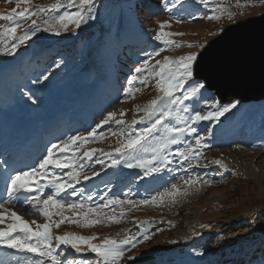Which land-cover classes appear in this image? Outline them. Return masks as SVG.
<instances>
[{
	"label": "rangeland",
	"instance_id": "obj_1",
	"mask_svg": "<svg viewBox=\"0 0 264 264\" xmlns=\"http://www.w3.org/2000/svg\"><path fill=\"white\" fill-rule=\"evenodd\" d=\"M81 2L82 0H76L77 5ZM55 4L61 6L46 15L31 17L17 29L19 37L35 27L32 20H36L40 28L30 40L17 49L15 55L8 56L3 53L6 51L5 46L10 47L16 40L7 35H0V95L6 91L4 80L7 72L11 76L10 79L12 78L11 84L16 89L25 82L27 88L36 86L45 91L51 86L53 91L60 83L66 84L76 78L83 80L87 74L89 77L93 72L86 73L85 64L94 55L100 54L104 59L106 53L114 55L118 64L132 69L143 62L146 53H152L162 47L164 50L152 59V64L157 60L163 61L165 57L179 59L191 53L198 55L206 43L213 40L224 27L244 22L247 18L264 15V0H92L91 12L87 7L84 12L95 18L88 19L79 29L70 25L68 30L62 31L60 35L43 31L48 26L45 21L51 22L50 18L54 21L65 13H75L78 7L71 6V0H31L30 4L20 3V0H0V15L35 6L52 8ZM229 12L234 15L233 19L228 18ZM216 15H221L222 18L210 19ZM10 23L0 21V33H5ZM162 23L169 24L170 27L161 29ZM135 30L140 32L138 38L141 41L137 55L129 51L124 52L128 49L127 37ZM160 31L171 34L183 33L170 35L166 39L173 40L176 44L196 47L163 46L154 38V34ZM55 53L56 55L52 56ZM18 60L28 65V73L22 72ZM93 62L91 64H95ZM112 71L116 75V82L119 81L118 75L123 72L119 68ZM43 75H47L48 79H41ZM149 76L147 72L140 76L145 78L147 83L139 91H135L128 100L125 98L117 102L116 99L120 95L114 94L111 101L115 100V105L101 109V120L97 125L110 112L116 113V117L109 122L108 130L101 132L102 127H97V138L89 137L93 144L86 151H94L97 161L95 168L106 164L109 155L127 142L129 132L134 136L151 126V122H147L146 119L143 123L133 124L134 120L139 121L145 116V113L138 112L137 108L143 109L162 95L156 88L157 78ZM36 80L40 82L34 83ZM193 81L202 82L195 79L193 73L185 88ZM75 82L76 85L78 80ZM33 93L34 97L31 96L37 104L35 108L40 112L44 109V102L40 104L37 93L35 91ZM124 93L126 94V90ZM202 93L203 99L201 100L200 96L196 99L200 101L198 107L205 111L212 110L209 101L214 100L219 105L236 102L233 100L222 102L206 87ZM50 94L48 93L47 97ZM183 94L179 92L177 96ZM121 95L124 96L123 93ZM184 104L191 106L193 101L185 100ZM173 107L179 109L182 106L177 104ZM237 110L238 117L234 122L222 124L220 118L219 122L204 121L193 125L200 134L205 135L209 145L199 155L201 165L207 164L208 167H196L194 163L193 166H189L188 162L182 161L181 157L176 155V149L181 146L170 145L164 154L168 155L173 163L150 175H146L145 169H141L126 186L129 195L124 200L151 201L153 197L169 190L172 184H176L182 192L187 189L189 195L177 196L174 201L170 197H165L163 202L156 201L148 205L125 204L122 207L114 205L110 212L102 214V222L94 227L65 222L59 228L53 227V235L72 233L84 237L95 236L97 237L93 241L95 244L102 243L104 238L119 241L128 238V233L138 237L139 223L147 220L153 227L149 233L151 238L138 243L131 251H126L119 264H264V229L260 234L253 233L251 222L244 220L247 214L255 210V213L258 212L256 216L264 223V150L256 147L258 143L252 142L255 139V127L264 117V103H243ZM179 116L182 119L177 118V114L174 113L164 121L161 129L168 125L182 126V120H187V114L179 113ZM116 120H123L125 123L118 125ZM247 128L248 134L237 133L238 130L246 131ZM88 132L82 135L87 136ZM159 135L153 133L157 139L150 138L152 147L142 154L143 158H151L152 149L159 144ZM181 139L189 141L192 137L185 135ZM183 147H187V143ZM118 160L123 163V169L118 173L127 175L131 173L125 158L121 157ZM215 160L222 161L224 167L212 163ZM189 178L193 180L198 178L200 182L188 188L183 184V180ZM205 180L209 183H204ZM207 208L213 211L209 212ZM16 210L12 205L2 204L0 215L4 217L7 215L5 219L7 221L0 223V228H7L13 222L10 213L17 212ZM60 211H63L64 217L77 219L71 211L66 209ZM121 212L124 215L119 223L109 221V216H120ZM25 214L22 213L21 216ZM79 219L82 221L83 217ZM90 219L96 217L90 215ZM30 220L38 224L45 223L36 217H31ZM60 220L61 217L58 216L53 222ZM201 222L204 224L210 222L213 230L209 237L196 241L198 234L195 230ZM32 227L35 228V224ZM131 257L134 259H130ZM60 258L61 262L67 258L74 259L75 264H78L82 258L97 257L86 246H82L81 253H76L68 246Z\"/></svg>",
	"mask_w": 264,
	"mask_h": 264
},
{
	"label": "snow or ice",
	"instance_id": "obj_2",
	"mask_svg": "<svg viewBox=\"0 0 264 264\" xmlns=\"http://www.w3.org/2000/svg\"><path fill=\"white\" fill-rule=\"evenodd\" d=\"M20 3L30 4L31 0H20ZM60 4H55L52 8H45L43 6H35L33 8H25L23 11H13L8 15H0V21L11 22L5 33L0 35H7L12 39L16 40L15 43L11 44L10 47L7 45L4 55L13 56L16 54L17 49L25 44L32 38L37 31L40 30L36 20H32V24L35 26L23 35L17 37V29L22 26L24 22L33 16L46 15L54 8H59ZM71 6H77L78 10L75 13H65L58 16L54 21H45L47 27L43 31H51L55 35H60L61 32H66L70 25H74L75 28L79 29L83 23H87L88 19H94V16L86 15L84 9L87 7L89 12L92 8V0H82L77 5L76 0H71ZM223 11V10H222ZM221 15H216L210 19L219 20ZM228 18L233 19L234 15L229 12ZM170 27L169 24L162 23L160 28ZM170 35H183V33H167L160 31L154 34L155 40L159 41L161 45L169 48L178 47H196L195 45H181L176 44L175 41L166 39ZM164 48L154 50L152 53H146L143 62L135 68L136 75H132L127 80L128 88L126 89V95H132L134 91H139V88L133 89L132 85L134 82H138L140 85H145L147 80L140 77V74L147 72L150 76L157 78L156 88L162 93L157 99L152 100L143 109L137 108V111H143L145 116L139 121H133V124L143 123L145 119L151 120V126L146 127L143 132L132 135L128 133L127 142L122 144L121 147L116 149V153L125 158L128 168H141L145 169V174L150 175L161 171V169L168 164L173 163L172 159H169L168 155L164 154V151L169 148L170 145H180L176 149V155L181 157L182 161L188 162L189 166L196 167H208L207 164L201 165L199 155L201 151L208 147L205 135L198 132L197 128L193 125L199 124L204 121H216L219 122L220 118L231 111V109L237 107L238 102L230 103L228 105H219L216 101H209V105L212 110H203L198 107L200 103L196 98L200 96L203 99L202 90L205 89L203 82L193 81L185 88V84L192 79L194 73V65L197 61V54L191 53L185 56L179 57V59H172L165 57L163 61L157 60L155 64H152V59L155 56H159L160 52ZM139 77V78H138ZM41 79H48L47 75H43ZM39 80L34 83H39ZM184 93L182 96H177V93ZM32 103H36V100L29 96ZM185 100H192L191 106L184 104ZM181 105L179 109L174 108V105ZM177 114V118L182 119L179 113L187 114V120H182V126L168 125L161 129V125L164 121ZM123 115V113H122ZM116 113H108L107 117L102 119L99 125L93 126L89 130L88 135H75L69 136L66 140L59 143H52L46 151V154L39 159L38 167L30 169H11L4 179L6 185V195L9 202L22 204L26 201L30 205L33 212L38 213L44 217L48 223L38 224L35 221L29 223L20 217L17 213H10L13 223L7 226V230L0 229V245H3L9 249H15L18 252H26L35 254L38 259L26 260L25 264H46L45 258H47V264H75L74 259H67L63 262L58 258L61 253L65 252L66 249L59 248V245H68L71 249H74L76 253L82 252V246H86L87 249L96 254V259L82 258L78 264H119V261L124 257L126 251H131L136 247L138 243H142L145 240L151 238L147 232V222H142L137 229L138 237L132 236L130 233L127 234L124 240H115L110 238H104L100 244H95L93 241L97 237H84L67 233L61 236H54L52 228H59L61 224L67 223H78L83 227H94L102 222L101 216L104 209L109 208L110 205H117L122 207L125 204L131 205H148L150 203H156V201L163 202L165 197H170L175 200L177 196L189 195V191L185 189L183 192L176 185L172 184L171 188L159 196L153 197L151 201L141 200H119V199H108L105 203L100 205H88L85 201L79 203L73 201H65L60 194L67 192L68 189H74L76 184L81 182V177L85 181L91 179L93 176L99 175L98 172L91 171L85 168V165L79 163L76 149L88 142L89 137L97 138L96 128L103 127L109 124L110 121L114 120ZM118 125H123V120H116ZM153 133H159V144L157 147L152 149L153 154L151 158H143L142 154L152 147L150 138L157 139L153 136ZM115 134V133H113ZM123 134V133H122ZM192 137L191 140L185 141L181 138L183 136ZM187 143V147L183 145ZM73 146H76L75 148ZM71 152V156L65 155L61 158L58 153L67 154ZM125 153L127 156L125 157ZM94 151H85L83 156L87 157L88 160L92 159ZM112 158L113 164L119 163V160ZM221 167H224L222 161H212ZM2 167V165H0ZM55 168L60 170L68 169L67 177L65 181L61 177L52 175L49 178V169ZM45 181L44 184H41ZM199 179H184L183 184L188 188H191L195 184H198ZM204 183H209L205 180ZM50 187L52 191L45 197L44 189ZM27 194V195H25ZM69 195H79V193H69ZM42 197H44L42 199ZM59 197V198H58ZM91 199V197H89ZM42 206V207H41ZM2 207V204H0ZM57 209L56 212L50 209ZM60 209H66L73 212L77 219L73 220L68 217H64L63 212ZM115 211V209H112ZM91 216H95L96 219H90ZM106 215V214H105ZM124 215L121 212L120 216H109V221L113 223H119L121 217ZM53 216H60L59 222H53ZM82 216L81 221L79 217ZM5 220L3 215H0V223ZM35 224V230L32 225ZM143 230V234L139 233ZM22 233V236H16L13 233ZM56 241V244L53 243ZM59 248V251L57 249ZM130 259H134L131 257ZM0 264H10V261L0 258Z\"/></svg>",
	"mask_w": 264,
	"mask_h": 264
},
{
	"label": "bare ground",
	"instance_id": "obj_3",
	"mask_svg": "<svg viewBox=\"0 0 264 264\" xmlns=\"http://www.w3.org/2000/svg\"><path fill=\"white\" fill-rule=\"evenodd\" d=\"M124 29V28H123ZM128 32V31H127ZM129 34V33H126ZM94 61L91 64V62ZM113 61L115 62L114 64H107L105 61L102 60L101 57L98 55L92 56L89 60H87L86 64H90L88 68H86V73L87 72H94L90 74L88 77L89 79L79 81V85H75L76 82L73 83H66L62 84L60 87H58L55 92L52 94L50 97L49 101L47 102L46 106L44 107V111L41 112L39 115L35 116V119L37 122L41 121L38 123V125H47L48 121L52 118L57 119L58 121L62 120L65 115L68 114H63V112L69 113V117L73 118L74 123H77L79 121V116L78 114L81 112V109H85L86 118H90L93 113H95L97 109L98 103H101V98L102 95H104L105 91L110 93L112 90V84H113V79H114V73L113 69L115 67L120 66L118 62H116L115 58H113ZM128 69V68H125ZM125 69H122V71H125ZM126 73H121L120 74V81L124 84V87H127V80L131 78L132 75H136L135 69H131V71H126ZM142 74H140L141 76ZM88 76V74H87ZM139 78V77H138ZM7 83H9L7 81ZM112 85V86H111ZM143 85H140L138 82H134L132 87L133 89L136 88H141ZM120 90H123L121 87ZM24 96V93L20 94L19 96H13L10 92L8 94V100L9 104L11 105L12 109L15 103H17V111L19 108H21V104L24 103L22 100H26V96ZM236 101L238 102L237 105L242 104L243 102L238 98V97H230L227 99L226 102L229 101ZM31 105V101H27ZM260 102L264 103V99L261 100ZM16 112H14L15 114ZM34 113V112H33ZM35 115V113H34ZM11 116V113L8 111H5L4 115H2L0 118L1 123H5V120L7 117ZM264 134V132H263ZM2 144H0V147ZM74 148L76 146H73ZM42 147L39 148H30V151L33 154V157L31 158L32 163H35V160L40 159V154L45 155V153L41 152ZM1 151L3 152L4 155H9L7 152V146L4 145L1 147ZM77 151V156L81 155L83 151V145L80 146L79 148L76 149ZM58 155L63 158L65 155L71 156L72 153L69 152L67 154L64 153H58ZM119 156L117 153L112 154L111 157L115 158ZM38 157V159L36 158ZM112 161V158H111ZM92 163L91 160H86V164L89 166ZM10 169V166L7 164L3 163V169L0 170L1 174H5ZM114 171V168H111L109 171L99 173L96 177H94L92 180H90L87 184H76L74 189H68L67 192L61 193L60 196L65 200V201H73L76 203H79L80 201H85L86 204L88 205H100L107 201L108 199H111L112 196L119 195V192L114 194L112 191L120 189L121 191L124 185L127 183V179L129 178L128 176H122V177H113L112 172ZM67 172L68 169L65 170H60V169H55V168H50L49 169V178L52 175H56L61 177L63 180L67 181ZM45 181H42L41 184H44ZM46 191H49L48 194L52 191L50 187L45 188ZM44 190V191H45ZM79 193V195H69V193ZM91 197V199H89ZM122 196L121 198H123ZM59 198V197H58ZM42 207V206H41ZM19 210L26 209L28 212L30 211L32 216L39 218L40 220H43L45 223H48L44 217L39 215L38 213L33 212L31 209L30 205L27 203H23L21 206H18ZM110 208L104 209L103 212L107 213L109 212ZM53 212H56L57 209L52 208L50 209ZM62 210V209H61ZM60 211V210H59ZM63 212V211H62ZM18 214V212H17ZM57 216H53L52 219L56 218ZM82 217V216H80ZM24 219V218H23ZM14 222V221H13ZM11 222V223H13ZM31 223L30 221H28ZM10 223V224H11ZM117 226V225H116ZM53 230V229H52ZM17 236H22V233L17 232ZM56 244V243H55ZM61 248H65L66 245H60ZM9 248L4 247L3 245H0V258H3L5 260L10 261V264H25L26 260L30 259H38V257L35 256L33 253H26V252H18L15 250L16 255L14 257L9 258ZM47 264V263H46Z\"/></svg>",
	"mask_w": 264,
	"mask_h": 264
},
{
	"label": "water",
	"instance_id": "obj_4",
	"mask_svg": "<svg viewBox=\"0 0 264 264\" xmlns=\"http://www.w3.org/2000/svg\"><path fill=\"white\" fill-rule=\"evenodd\" d=\"M195 77L222 102L233 96L243 102L263 100L264 15L228 26L211 40L198 57ZM234 118L233 108L223 122Z\"/></svg>",
	"mask_w": 264,
	"mask_h": 264
},
{
	"label": "trees",
	"instance_id": "obj_5",
	"mask_svg": "<svg viewBox=\"0 0 264 264\" xmlns=\"http://www.w3.org/2000/svg\"><path fill=\"white\" fill-rule=\"evenodd\" d=\"M209 210V212H210V210H212L213 211V209H208ZM257 210V209H256ZM255 210L252 212V213H249V214H247L246 216H245V218H249L250 220H252L253 218H255ZM206 221V220H205ZM209 223V222H208ZM254 230L256 231V232H260L262 229H264V224H262V222H258V221H254ZM201 225H204V224H202L201 223ZM206 225H208L209 226V224H206ZM211 230V228H209L208 227V229L207 230H204L203 229V233H206L208 230Z\"/></svg>",
	"mask_w": 264,
	"mask_h": 264
}]
</instances>
